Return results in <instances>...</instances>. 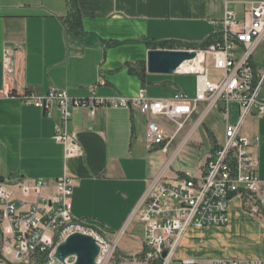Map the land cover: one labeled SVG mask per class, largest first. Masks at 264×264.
Masks as SVG:
<instances>
[{
  "label": "crops",
  "instance_id": "crops-1",
  "mask_svg": "<svg viewBox=\"0 0 264 264\" xmlns=\"http://www.w3.org/2000/svg\"><path fill=\"white\" fill-rule=\"evenodd\" d=\"M256 1L261 0H229L227 7L243 21L248 18L250 2ZM73 2L80 16V37L66 29L68 0H0V89L10 93L0 94V179L71 177L72 216L107 238L118 239L119 257L104 264H143L134 259L144 247L143 225L136 211L149 179L166 166V176L182 170L197 174L200 162L194 170L177 158L185 149L184 139L195 125L188 136L192 140L199 118L202 121L213 109L222 118V110L212 107L205 113L207 104L199 102L184 123H191V128L176 140L177 134L163 152L161 146L147 147V117L137 106H101L93 115L86 109H73L67 130L80 152L66 155L63 144L54 138L60 114L55 111L47 117L20 96L60 89L70 96L86 97L94 87L98 97H135L141 90L149 98L176 93L193 97L194 74L174 71L176 80H171L165 76L170 74L147 71V52L154 48L146 43L200 44L213 39L218 28L209 21L222 17L225 1ZM112 41L117 44L109 45ZM251 58L255 69L264 67V42L255 45ZM205 59L211 60L209 55ZM209 76L215 79L217 74L212 71ZM260 98L264 99V83ZM231 105L229 121L235 123L238 106ZM161 119L165 118L156 121L170 132ZM239 133L258 138L251 151L258 162V194L263 198L259 212L250 210L248 198L233 195L228 223L188 228L175 237L174 260L192 258L199 264L215 259L264 260V114L246 116ZM207 137L213 141L210 150L218 143L210 133ZM193 144H201L198 136ZM157 153L165 156L158 166L153 164Z\"/></svg>",
  "mask_w": 264,
  "mask_h": 264
},
{
  "label": "built area",
  "instance_id": "built-area-1",
  "mask_svg": "<svg viewBox=\"0 0 264 264\" xmlns=\"http://www.w3.org/2000/svg\"><path fill=\"white\" fill-rule=\"evenodd\" d=\"M224 1L222 17L209 21L218 28L216 36L204 49L183 48L196 55L174 70L195 75L193 97L176 93L171 97L149 98L142 90L135 97H98L94 87L86 97L70 96L60 89L20 96L24 103L37 107L47 117H52L55 111L60 114L54 138L63 144L66 155L80 152L79 145L67 130L73 109H86L93 115L101 106H137L147 117V147L161 146L163 152L197 111L199 102L207 104L205 113L212 107L222 110L223 141L205 154L197 174L182 170L166 176V166L149 179L136 211L143 225L144 247L134 259L143 264H169L174 260L175 237L190 227L225 226L229 219L228 203L233 195L248 198L254 213L259 212L263 203L258 194V162L251 151L258 138L240 134L239 127L246 116L264 114V99L260 98L264 67L255 69L251 62L255 45L264 42V0L250 2L248 18L243 21L227 7L229 0ZM207 55L210 62L205 59ZM212 71L217 74L215 79L209 76ZM0 94L10 95L4 89H0ZM232 103L238 106L239 117L235 123L229 121ZM158 117L174 123L173 130L166 132L156 121ZM200 121L201 118L196 125ZM194 128L195 125L187 133L184 143ZM73 186L74 179L67 176L54 181L23 177L0 179L1 263L71 264L72 257L61 261L55 253L57 246L73 233L94 239L99 248L96 264L119 257L118 239H109L72 216ZM48 189L51 190L46 193ZM180 264L199 262L182 258ZM210 264H264V260L215 259Z\"/></svg>",
  "mask_w": 264,
  "mask_h": 264
},
{
  "label": "water",
  "instance_id": "water-1",
  "mask_svg": "<svg viewBox=\"0 0 264 264\" xmlns=\"http://www.w3.org/2000/svg\"><path fill=\"white\" fill-rule=\"evenodd\" d=\"M195 55L194 51L185 49H151L147 52L146 69L149 73L171 74ZM98 252L99 248L91 236L73 233L57 246L55 255L61 261L73 257L71 264H96Z\"/></svg>",
  "mask_w": 264,
  "mask_h": 264
},
{
  "label": "rangeland",
  "instance_id": "rangeland-1",
  "mask_svg": "<svg viewBox=\"0 0 264 264\" xmlns=\"http://www.w3.org/2000/svg\"><path fill=\"white\" fill-rule=\"evenodd\" d=\"M165 76L169 77L171 80H176V76H174V74ZM232 111L233 107L230 104V112L232 113ZM161 121L163 122L164 126L167 128L168 131L171 132L173 130L174 123L168 120L166 121V119H161ZM190 124L191 123H186L184 125V128L178 133L176 140L191 128L192 124ZM207 133H210L212 136H214L215 143L221 144L224 136V122L222 121V118L220 117L219 112H217L216 109L209 111L204 116L203 120L197 126L196 133L192 137V140H187V142L185 143L186 145L184 151L180 152L177 157L183 163L191 164L194 170L198 162H200V165L203 163L205 154L207 153L209 147L213 142L210 140V138L207 137ZM196 136H198L201 140V144H193ZM164 160L165 156H163V154L157 153L153 159V164L158 166L163 163ZM170 174L171 172L167 173L168 176ZM70 259L73 260V257ZM169 264H180V261L172 260L171 262H169Z\"/></svg>",
  "mask_w": 264,
  "mask_h": 264
},
{
  "label": "trees",
  "instance_id": "trees-1",
  "mask_svg": "<svg viewBox=\"0 0 264 264\" xmlns=\"http://www.w3.org/2000/svg\"><path fill=\"white\" fill-rule=\"evenodd\" d=\"M69 4V13L66 18V29L67 32L73 36L80 37L83 35V31L81 29L80 25V16L77 10L74 7V2L73 0H68ZM212 41V39H207L204 42L200 44H181V43H173L171 41H164V42H159V43H151L147 42L148 46H152L154 49H195V48H200L204 49L208 46V44ZM109 45H114L117 44L116 42H108ZM134 70L133 68H130Z\"/></svg>",
  "mask_w": 264,
  "mask_h": 264
}]
</instances>
